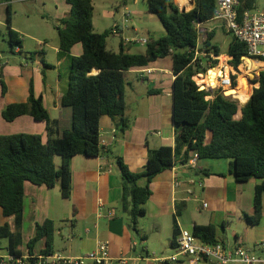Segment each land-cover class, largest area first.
<instances>
[{"label":"trees","instance_id":"obj_1","mask_svg":"<svg viewBox=\"0 0 264 264\" xmlns=\"http://www.w3.org/2000/svg\"><path fill=\"white\" fill-rule=\"evenodd\" d=\"M70 6L69 13L57 27L60 54L66 55L71 49L81 44L82 55L71 57L68 87L62 97V106L72 111V124L56 137L52 121L42 97L34 92L30 83L29 97L26 102L7 105L2 117L6 122H14L22 116H30L37 122L47 124L50 135L47 142L39 134L0 135V207L3 216L10 221L0 227V240L8 239L10 253L20 256L21 250L13 225L22 223L24 212V185L30 182L36 186L53 189L60 186L61 195L69 199L72 190L71 163L75 156L82 155L96 158L104 154L100 142V120L110 117L119 137L129 129L125 117L127 103L125 90L126 73L133 69L148 67L151 63L169 56L173 59V123L175 126L176 146L160 147L149 151L145 169L133 172L120 156L114 158L121 180L120 209L127 216L128 227L140 242L146 240L139 228L140 219L147 215L146 205L151 198V183L160 173L171 170L176 159L182 157L180 164H187L191 157L198 160L230 161L233 175L238 183H251L264 180V71L257 76L250 75L253 85L250 87V99L240 106L222 91L212 94L207 89L201 90L193 77L205 74L194 68V50L198 46L199 34L196 23L204 24L215 18L217 0H194L195 7L190 11L180 10L174 0H146L149 12L157 17L165 29V35L148 41L144 54L119 53L107 49V39L112 31L96 33L93 25V0H65ZM256 9V0H240L238 13ZM8 26L11 27V10L8 6ZM215 33L208 35L203 43V50L208 55L221 56V50L212 44ZM9 45L22 48L19 33L9 28ZM122 45V44H121ZM32 57L36 53L30 54ZM227 55L229 64L234 67L231 74L233 87L237 82L242 59L248 57L246 44L233 37ZM264 62V56L252 58ZM42 63L48 67L44 61ZM215 64L218 60L214 61ZM259 66L260 63H259ZM215 66H212L214 68ZM99 71L97 75H91ZM2 95L7 93V86L2 80ZM252 93V95H251ZM213 98L207 100V97ZM55 157L61 158L59 168ZM264 182L256 186L254 207L251 213L243 214V220L253 226H259L263 219ZM186 208V204L176 206L174 217V236L172 246L177 247L180 235L177 218ZM13 225H12V223ZM55 223L46 220L37 226L35 236L29 241L30 255L41 241L45 249L41 256L54 255ZM192 233L202 243L216 244L225 242L219 236L218 226L195 225ZM27 264H37L31 257Z\"/></svg>","mask_w":264,"mask_h":264},{"label":"crops","instance_id":"obj_2","mask_svg":"<svg viewBox=\"0 0 264 264\" xmlns=\"http://www.w3.org/2000/svg\"><path fill=\"white\" fill-rule=\"evenodd\" d=\"M13 0H0V28H6V32L0 29V36L8 43L9 28L19 33L22 40V48L13 49L9 43L11 59L0 53V135L13 134H39L47 142L50 135L47 132L45 122H37L30 116H22L14 122H6L2 117L4 108L13 103L26 102L29 97L30 83L37 97H42L43 104L48 110L52 121H58V126H53L56 137L64 130L69 129L72 124V111L62 106V97L68 87V81L62 84L61 79L49 80L53 70L59 66L40 59L37 55L38 48L33 52L29 47L28 40L37 43L38 47L46 45L36 41L31 35H25L16 27L11 18V27L8 26V6L11 9ZM134 5L140 7L136 12H129L130 18L135 14V22H132L134 37L124 36L123 23L118 25L116 32H121V40L118 50L107 49L114 53L123 50L129 54H144L147 44H126V39H159L165 35V31L157 33L154 37L150 28L139 27L138 20L151 22L153 16L148 9L146 0H134ZM175 4L180 10L190 11L195 7L194 0H187L186 4ZM127 0H125V4ZM143 3V4H142ZM146 5L144 6V4ZM61 20L70 11V6L62 0ZM128 7L125 5L123 15ZM254 11L264 12V0H256ZM128 17V18H129ZM127 18V17H126ZM94 30L95 23L93 22ZM116 24H114L115 26ZM210 26V27H209ZM202 29L206 33L199 39L198 48L200 55H205L203 43L208 35L215 33L212 44L217 45V32L228 33L214 20L204 23ZM96 32V30H95ZM99 33V32H96ZM24 37V36H23ZM233 39L231 35L230 43ZM122 44V45H121ZM135 45L142 46L141 48ZM230 45V44H229ZM145 46V47H144ZM218 46V45H217ZM134 47L136 49H134ZM221 56L227 55L228 48ZM136 50L137 53H133ZM59 51V49H58ZM31 53H36L33 57ZM58 53V52H57ZM81 44L75 45L71 52L62 56V61L70 64L71 57L82 55ZM220 56V57H221ZM220 57L219 58L220 60ZM44 63L48 66L45 67ZM222 61V60H221ZM254 71H264V62H259ZM230 72V70H228ZM99 71L91 75H97ZM250 73V72H249ZM69 77V76H68ZM249 79V77H248ZM7 86V93L2 95V84ZM127 87L125 100L127 112L125 117L129 121V129L124 136L119 137L113 120L103 116L100 120V142L105 149L104 154L96 158H88L82 155L75 156L71 163L72 190L69 199L61 195L60 186L49 189L45 186H36L30 182L24 185V212L22 223L13 225L12 231L17 236L21 255L17 257H39L45 249V242H39L30 255L29 241L35 236L37 226L46 220L55 223L54 254L64 257L78 258L84 256L97 247L98 242L108 241L110 243V264H120L122 259L126 264H166L163 263L176 251L172 246L174 236V217L176 206L186 204L182 215L177 218L179 229L192 231L195 225L207 226L215 224L220 232L227 233L233 226L241 227L242 234L234 233V244H239L254 254H261L260 244L264 242V199L263 219L259 226L247 224L243 220V214L251 213L254 207L256 186L264 180H254L251 183H238L233 175V167L230 161L225 160H198V156L191 157L187 164H180L182 157L176 159V165L171 169L157 175L151 183L152 195L146 205L147 215L139 222L141 235L146 240L140 242L128 227L127 216L120 209L121 180L119 171L115 166L114 158L120 156L124 159L129 169L133 172H141L145 169L149 151L160 147L176 146L175 126L173 123V83L175 75L173 72V59L171 56L159 59L142 69H133L126 73ZM250 85L248 87V99H250ZM259 85H255L258 88ZM253 92V90H252ZM252 95V93H251ZM54 106V115L48 106ZM57 168L61 165L55 157ZM195 180L201 186H195L194 197L208 203V209L199 211L201 203L199 200L184 201L187 197L186 190L189 181ZM180 183L178 189L175 182ZM10 220L3 216L0 207V227ZM223 239V237H221ZM227 242V239L225 240ZM165 248L160 253L159 248ZM12 255L9 249L8 239L0 240V256ZM86 264H95L88 261ZM170 264V263H168ZM174 264V263H173ZM200 264H217L215 262H202ZM241 264V263H234Z\"/></svg>","mask_w":264,"mask_h":264},{"label":"built area","instance_id":"obj_3","mask_svg":"<svg viewBox=\"0 0 264 264\" xmlns=\"http://www.w3.org/2000/svg\"><path fill=\"white\" fill-rule=\"evenodd\" d=\"M239 7L240 0H217V11L213 20L218 22L228 34L232 35L240 42L246 44L248 57H244L242 60H253L252 58H255L257 56H264V12L246 11L242 16H240L238 13ZM130 14L131 13L128 11V9H126L124 16L128 18ZM195 26L200 39V36L206 33V31L202 29L203 24L196 23ZM114 28V32H116L118 24H116ZM125 43L147 44L148 40L136 38L126 39ZM260 48H262V50H260ZM198 51L199 48L197 46V48L194 50L195 59L193 62L195 64L198 62L199 56H201ZM206 56L213 62L218 60L221 63V60H219V58H217L213 54L208 55L206 53ZM225 63L226 66H229L228 61H226ZM211 64L212 62L209 63L210 68L215 69L216 67L212 68ZM226 66H220L221 71L224 72V76L218 78L220 82L218 87H220V89H225L226 87L233 86L231 74L234 72V67L230 66L231 71L229 72V77H227ZM195 77H193L194 81ZM212 98L213 97L210 96L206 99L210 100ZM187 186V197L184 199V201H189L192 199L194 200L195 197L193 189L195 186H201V184L197 183L195 180H191L189 181ZM179 187L180 183L176 181L175 188L178 189ZM195 199L199 200L198 198ZM199 201L201 205L198 210H207L209 207L208 203L204 200ZM260 246L261 254L257 255L239 244L229 245L226 242H218L216 244L202 243L197 240L192 231L181 229L180 235L177 239V247L175 248L176 253L173 256L169 257L167 260H164L163 263L168 264L187 261L188 264H200L202 262H215L217 264H264V242H262ZM109 251L110 243L108 241H100L98 242L97 247L94 251L78 258L64 257L60 254H54L51 256H39L33 258L37 259V264H86L88 261H92L95 264H110ZM30 258L31 257L23 258L14 255L0 256V264H27V261ZM120 264H126V260L122 259L120 261Z\"/></svg>","mask_w":264,"mask_h":264},{"label":"rangeland","instance_id":"obj_4","mask_svg":"<svg viewBox=\"0 0 264 264\" xmlns=\"http://www.w3.org/2000/svg\"><path fill=\"white\" fill-rule=\"evenodd\" d=\"M134 0H127V3L125 4V0H93V6H94V17L93 22L95 23V30L99 33H104L105 31H112L110 36L107 39V42L109 44V49H115V51L118 50V44L119 41L122 39L121 32H114V24H121L123 23L124 27V36H128L130 38L134 37L132 25V22H135V14H132L131 18H126L123 15V7L126 5L128 10L130 12H136L139 10L140 7H136L134 5ZM11 4V18L14 23V25L18 28H20L23 31L22 39H26L25 35H31L36 39V41H41L43 43H46V45H43L42 47H38L37 43L31 40H28V45L30 48L36 50L38 48L37 55L40 56V59H46L48 62L54 64L58 68L56 70H53L52 76H49V80L61 79L62 84L65 86V82L68 81L69 71L71 62L69 65L65 63V61H62V54H60L59 45V35L57 31V27L59 26V19L62 13V8L64 5H62V0H13ZM143 4V3H142ZM146 3L144 4V6ZM151 22L147 23L142 20H138L139 27L143 29L150 28L153 30L152 35L154 37H158L157 33L160 31H165L162 23L160 20L155 17L151 16ZM2 29V32H6V28H0ZM6 38L4 36H0V53L4 54L6 56V59H11L12 56L10 55L9 51V45L4 40ZM231 40L230 34H224L222 31L217 32L216 37V43L218 46L222 47L223 51H226V49L229 47ZM138 48H141L142 46L135 45ZM145 47V46H144ZM134 49H136L134 47ZM262 50V48H260ZM58 52V53H57ZM133 53H137L136 50H133ZM256 61V60H255ZM212 62L211 66H215L217 70H220V66L225 67L226 61L220 63L218 61L217 64H215L213 61L209 60L208 57L205 55H201L198 58V62L194 65L195 69H198L200 67V71H203L206 69V73L203 74L205 78H208V72L209 70H212L210 68L209 63ZM244 62H242L243 64ZM221 64V65H220ZM241 64V65H242ZM240 65V66H241ZM229 66H226V68L229 70ZM231 71V69H230ZM239 73L240 70L238 69ZM254 71V70H253ZM248 73L247 77H250L251 73L253 76H257L261 70H257L255 72ZM222 75L223 72L221 71ZM239 77V76H238ZM241 81H242V73H241ZM238 82V78H237ZM197 84V83H196ZM198 85V84H197ZM241 85V84H240ZM251 87V86H250ZM202 89L203 86H200ZM255 88V85H252V90ZM208 91H210L212 94H215L217 92L222 91L224 94L226 92L224 89H220V87H217L216 89L208 88ZM234 101H237L240 106V102L235 99L234 97L230 96ZM50 112L52 115H54V106H48ZM58 162L60 163L61 158L57 157ZM141 220V219H140ZM264 224V222H263ZM234 233L242 234L241 227L239 226H233L230 230L227 231V233L220 232L219 236L223 237V239H227V242L229 245L234 244L235 235ZM159 252H165V248L160 247ZM173 264V263H170ZM174 264H188L187 261H182L180 263H174Z\"/></svg>","mask_w":264,"mask_h":264},{"label":"bare ground","instance_id":"obj_5","mask_svg":"<svg viewBox=\"0 0 264 264\" xmlns=\"http://www.w3.org/2000/svg\"><path fill=\"white\" fill-rule=\"evenodd\" d=\"M186 1L187 0H178V3H181L182 5H184L186 4ZM227 59L228 57L226 56L220 57V60H222V62L227 61ZM242 62L244 63L239 67L240 73H239V78H238V81L241 84L240 87L239 88H235L233 86L226 87L224 91L226 92L227 96H232L235 99H237L241 105H245L248 99V93H249L248 87H249V82H250V78L248 79L247 75L249 71H253L259 66V62L255 60H251V59H244L242 60ZM241 73H242V81H241ZM226 75L227 77H229V71L227 68H226ZM208 76H209L208 78H205L203 75H199L195 77V81L199 82L200 86H203L202 90H205L208 88L216 89L220 84L218 78H220L221 76H224V72L222 75L220 70L212 69V70H209Z\"/></svg>","mask_w":264,"mask_h":264},{"label":"water","instance_id":"obj_6","mask_svg":"<svg viewBox=\"0 0 264 264\" xmlns=\"http://www.w3.org/2000/svg\"><path fill=\"white\" fill-rule=\"evenodd\" d=\"M250 83L252 84V82H251V80H250ZM253 85V84H252ZM202 90V89H201ZM225 96H227L226 94H225ZM229 97V96H228Z\"/></svg>","mask_w":264,"mask_h":264}]
</instances>
